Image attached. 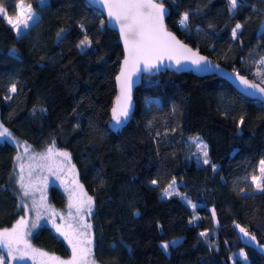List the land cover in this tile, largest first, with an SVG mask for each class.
I'll use <instances>...</instances> for the list:
<instances>
[{
  "label": "trees",
  "instance_id": "16d2710c",
  "mask_svg": "<svg viewBox=\"0 0 264 264\" xmlns=\"http://www.w3.org/2000/svg\"><path fill=\"white\" fill-rule=\"evenodd\" d=\"M17 2L0 0L10 16ZM23 2L36 13L26 32L18 36L0 19V124L33 150L52 144L68 153L93 200L95 263L242 264L237 255L229 259L241 249L247 264H264V192L251 185L264 160V105L216 76L156 69L141 76L131 93V115L114 128L109 107L93 113L84 101H99L102 77L112 83L121 59L116 34L83 0ZM162 3L164 25L180 41L250 81L264 80L257 76L264 73V0H240L234 13L227 0ZM186 12L182 28L178 21ZM237 23L242 27L233 39ZM85 38L91 46L82 49ZM194 137L207 145L210 164L196 158ZM15 153L0 141V229L21 215L11 182ZM173 180L193 207L179 196L160 197ZM47 196L62 206L56 188L49 187ZM236 225L255 239L240 237ZM164 241L177 243L166 253ZM30 243L68 256L46 226L31 233Z\"/></svg>",
  "mask_w": 264,
  "mask_h": 264
},
{
  "label": "snow or ice",
  "instance_id": "6c2138e0",
  "mask_svg": "<svg viewBox=\"0 0 264 264\" xmlns=\"http://www.w3.org/2000/svg\"><path fill=\"white\" fill-rule=\"evenodd\" d=\"M92 3L102 6L107 12L109 22L119 27L120 37L124 43L125 57L121 67L120 75L117 76V81L120 83V95L117 96L115 105L112 108V121L116 128L121 126L129 117L131 108V88L132 76L140 72H149L152 69H160L167 67L164 65V59L175 60L176 65L182 66L181 58L194 65L197 69L203 71H213L214 67L204 57L197 52L183 45L177 38L169 32L164 25V17L166 9L162 0H91ZM44 3V0H40ZM228 12L234 13L240 6V0H227ZM36 13L33 11L30 4L25 5L23 0H18L16 10L13 15L8 14V9L0 3V19L6 20L13 30L20 36L31 27V22H34ZM189 21V14L183 13L178 21L182 28H186ZM104 25V21H101ZM242 25L237 23L232 29V38L236 39ZM59 36V34H58ZM90 47L91 42L85 38L80 41L78 47ZM264 64V58L260 61ZM233 75L239 80L240 84L248 89H255L261 95H264V87H258L254 83H250L244 76L239 75L235 71ZM258 77L264 78V73H257ZM10 91L15 92L16 86L12 85ZM243 118H241V122ZM0 138L11 139V133L8 132L3 125H0ZM193 142L196 143L197 149L202 152L204 164H210L207 159V145L200 140L199 137H194ZM27 151V148L25 149ZM48 152H52L49 148ZM68 159V153H58ZM41 158H45L43 155ZM215 170V165H212ZM21 175L17 183L21 189V195L27 197L30 195L28 186L24 183L23 165L20 166ZM260 175H252L251 181L256 189L264 192V160L260 161ZM46 179V178H45ZM157 181L153 180L155 184ZM176 181L164 190L165 195L170 194V189H173ZM69 208H75V214L70 211L69 219L65 225H57L53 218L52 223L56 228L57 233L67 241L72 250L71 259L64 261L54 255H49L46 252L40 251L32 247L27 239L31 235V230L37 227V220H33L29 224L25 217H22L16 222L11 229L5 228L0 230V249L7 251V256L0 251V264H11V262H25L32 260L36 264V257H41V264H95L92 258V239H91V224L84 223V213L91 214L92 198L81 200L76 204L72 203V198H69ZM17 207H20L18 204ZM25 214H28L27 204L23 205ZM63 221L64 218L61 217ZM244 236L250 239H255L249 232L239 225H236ZM206 233H201L205 236ZM176 241H164L160 247L164 252H168L169 248L175 245ZM244 255L243 252L240 253ZM246 259V257H245Z\"/></svg>",
  "mask_w": 264,
  "mask_h": 264
},
{
  "label": "rangeland",
  "instance_id": "374dc122",
  "mask_svg": "<svg viewBox=\"0 0 264 264\" xmlns=\"http://www.w3.org/2000/svg\"><path fill=\"white\" fill-rule=\"evenodd\" d=\"M5 22L7 23L6 20ZM10 28L13 30L11 26ZM14 33L17 34L15 31ZM259 83L262 86H264V80L263 81L260 80ZM99 89L101 95L99 101H94L89 97L85 99L84 108L86 111H91L93 113H97V112L103 113L104 111L107 110V107H110L114 93V87L112 83L107 78L102 77L99 81ZM0 141H6L10 143L15 148L16 151L13 161L11 182H12V187L14 188V191L16 193L17 202L21 208V215H19V217L10 227H8V229H11L13 225H15L16 222L20 220L22 217H25L28 220L29 224H31V222L33 220H37V216H39L37 227L46 226L58 238H60L67 247L68 256L66 258H60V259L64 261L71 259L72 250L69 247L67 241L64 240V238L57 233L56 228L53 226L52 220L54 218L55 223L57 225H65L69 219V212L71 211L73 215L75 214V208L74 207L72 209L69 208V202H70L69 198L71 197L72 203L76 204L81 200L86 201L87 198L90 196H88L80 186L76 177V172L69 160V157L68 159H65L63 156L58 155V153H64L66 151L56 149L52 144L46 145L40 150H33L30 148L29 145L14 138L12 135H11V139L0 138ZM26 148L27 151L25 150ZM49 148L52 149V152H48ZM193 150L196 154V158L198 159V161L203 162L204 160L203 154L197 149L196 143H193ZM42 155L45 158H41ZM21 165H23L22 174L24 177V183L26 186H28L30 190V195L27 197H23L20 194L21 189L17 183V180L21 175V169H20ZM259 168H260V161L257 166V173H256L257 176L260 175ZM171 183L172 181H170L163 188V190L160 193V197L165 198L172 195L179 196L181 197V200L183 201L184 204H186L188 207H193L194 204L184 199L183 196L178 192L176 188V184L173 189L169 190L170 191L169 195L164 194V190L167 189ZM251 185L254 191H258L255 185L252 184V181H251ZM49 187H54L60 192V194L63 197L62 206L56 207L48 200L47 190ZM24 204H27L28 206L27 216L25 214V209L23 207ZM92 207H93V200H92ZM83 215H84L83 222L90 223L89 221L90 214L84 213ZM61 217L64 218L63 221L61 220ZM35 229H32L31 233ZM239 235L240 237L246 238V236H244V234L241 233L240 231H239ZM27 239L30 242V236ZM2 252L4 253L5 256H7L6 250H2ZM241 252L242 250L239 249L236 252L231 253L229 256L230 261H232L233 260L232 258L237 255L238 257H242V264H247L244 256L240 255ZM41 259H42L41 257L37 256L36 264H41ZM11 264H33V261L32 260H28L25 262L13 261L11 262Z\"/></svg>",
  "mask_w": 264,
  "mask_h": 264
},
{
  "label": "water",
  "instance_id": "95a60500",
  "mask_svg": "<svg viewBox=\"0 0 264 264\" xmlns=\"http://www.w3.org/2000/svg\"><path fill=\"white\" fill-rule=\"evenodd\" d=\"M83 1L87 5H89L93 9L97 10L101 14V16L103 17L105 28L110 30V31H112V32H114L116 34L117 40H118L120 48H121V59L119 61L118 69H117V71H116V73H115V75L113 76V79H112V83H113V87H114V94H113V97H112V100H111V105L108 108L109 124L112 127L116 128L114 126V124H113V121H112V108L115 105L117 96L120 95V87H121V85H120V83H118L116 78H117V76L120 75L121 67L123 65V61H124V57H125L124 43H123V41L121 40V37H120L119 27L114 25V23L109 22L106 10H104L102 8V6L92 3L91 0H83ZM177 40H179V39L177 38ZM180 42L183 45L187 46L188 48L192 49L194 52H197L196 50H194L193 48H191L187 44L183 43L182 41H180ZM197 53L200 56L204 57L207 61H209L210 64L214 67L215 70H213V71H203V70L197 69L194 65H192L189 62H187L183 58H181L182 66L179 67V68H178V66L175 63V60H168V59L165 58L164 59V65H166L167 67H163V68H160V69H166L167 71H174V70L191 71V72H193V73H195L197 75H200V76H208V75L216 76V77L220 78L221 80H223L224 82H226L230 87H232V89H234L241 96H243V97H245L247 99L255 100V101H257V102H259V103L264 105V95H261L255 89H248L244 85L240 84L239 80L236 79V77L233 75V72L231 70L226 69V68L222 67L221 65L213 62L212 60L207 58L205 55H203V54H201L199 52H197ZM152 70H156V69H152ZM149 72H140L137 75L132 76L133 83H132L131 93H132L133 89L136 86L139 85L141 76L145 75V74H148ZM239 75H241V74H239ZM241 76H243V75H241ZM249 82L258 85V87H263L260 83L253 82V81H250V80H249ZM132 110H133V103H132V100H131V108H130V111H129V116L131 115Z\"/></svg>",
  "mask_w": 264,
  "mask_h": 264
},
{
  "label": "crops",
  "instance_id": "0c3cea01",
  "mask_svg": "<svg viewBox=\"0 0 264 264\" xmlns=\"http://www.w3.org/2000/svg\"><path fill=\"white\" fill-rule=\"evenodd\" d=\"M260 250H261L262 252H264V247H261Z\"/></svg>",
  "mask_w": 264,
  "mask_h": 264
}]
</instances>
